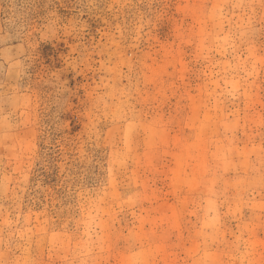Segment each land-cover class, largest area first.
<instances>
[{
    "label": "rangeland",
    "instance_id": "rangeland-1",
    "mask_svg": "<svg viewBox=\"0 0 264 264\" xmlns=\"http://www.w3.org/2000/svg\"><path fill=\"white\" fill-rule=\"evenodd\" d=\"M0 264H264V0H0Z\"/></svg>",
    "mask_w": 264,
    "mask_h": 264
}]
</instances>
